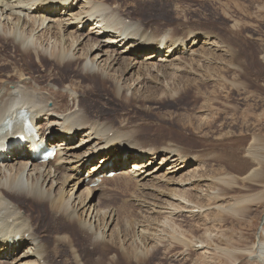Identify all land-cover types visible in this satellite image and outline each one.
<instances>
[{
  "label": "bare ground",
  "instance_id": "1",
  "mask_svg": "<svg viewBox=\"0 0 264 264\" xmlns=\"http://www.w3.org/2000/svg\"><path fill=\"white\" fill-rule=\"evenodd\" d=\"M133 16L120 0H0V43L11 48L9 55L0 53V140L13 139L29 117L38 123L40 141L63 146L49 162L31 159L29 143H18L0 159V264H55L51 243L56 253L68 245L77 264H146L159 248L167 255L178 245L184 259L201 250L204 264L215 253L230 264H264V109L239 103L222 109L234 125L232 134L217 139L221 173L176 179L192 162L204 161L198 156L204 154L174 139L147 144L138 129L101 117L84 99L97 87L123 98L193 88L206 98L230 84L247 91L249 100L253 90L245 80L253 72L246 56L260 48L231 52L210 31L150 30ZM92 17L97 20L83 31ZM101 21L106 30L97 28ZM217 53L222 57L215 60ZM259 53L264 62V51ZM17 55L26 62L15 60ZM36 65H51L49 74L59 71L62 77H49L44 87ZM229 68L235 77L227 84L216 73ZM111 171L113 177L99 180ZM110 180L117 186L108 188ZM116 193L130 194L140 215H125L129 205H116ZM22 205L62 229L46 236ZM185 211L195 221L203 213L205 221L183 230ZM74 233L97 252L91 263L82 260Z\"/></svg>",
  "mask_w": 264,
  "mask_h": 264
},
{
  "label": "rangeland",
  "instance_id": "2",
  "mask_svg": "<svg viewBox=\"0 0 264 264\" xmlns=\"http://www.w3.org/2000/svg\"><path fill=\"white\" fill-rule=\"evenodd\" d=\"M120 1L122 6L127 11L131 12L132 16L134 15V18H139V20L142 19L143 22H145L146 27H150V30H153L155 27L161 30L176 27V30H181H177V32L180 33L189 29H202L217 35L218 41L225 46V48L230 49L231 52L234 49L251 46H257L261 49V52L262 50L264 51V0ZM166 24L171 27H167ZM88 25L82 30L86 31L89 29ZM0 44V53L9 55L11 53L10 46L2 45V43ZM260 49L256 50L257 55L247 54L246 56L247 64H252L251 67L253 72L252 74L249 70L250 76L245 80V82L250 85V89L253 90V95L249 100L248 97H246L249 94L246 93L247 91L244 93L243 90H238L228 84L235 77V70L229 68L227 70H222L220 73H216L217 75L222 74L225 76V79L229 81H227L229 86L226 85V89H221L219 94L215 96H206L207 99L204 98L203 95L201 96V94L197 92V89L193 88L188 92L176 89L177 94L175 93L174 95H169L168 93H165L166 90L163 91L159 88L155 94L148 96L149 98H144L142 96L133 97L131 94L125 96L128 98H123V96L116 97L110 90L105 91L97 87L84 96V99L86 100L85 105L90 110L94 109L98 111L101 117L114 120L117 124H123L128 127L130 126L131 128H134V130L138 129L140 132L137 131L142 135V140L147 144L159 146L164 143L165 140L174 139L175 141L186 144L188 147L192 148L193 153L197 155L204 154L203 157L198 155L201 157V160L204 158V161L192 162L191 165L187 167L189 170L181 171L176 174V179L185 176L188 177L192 174H198V171H206L208 174L218 175L222 171V163H220L218 159L222 147L217 139H219L221 134H232L231 129L234 125V120L231 114H228L227 112L223 113L221 110L234 109L233 105H238V103L242 109L253 107L254 109H258L259 112L264 109V62L259 56L261 54L259 53ZM211 57L216 60V58L220 59L222 55H218L217 53ZM16 59L20 60L23 64L26 62L25 60H22L23 58L19 55H17L15 60ZM225 59H228V57H225ZM50 66L51 65H36L39 71L36 75L41 80L44 87H46V81L49 77L53 76L52 78L57 79L62 77L59 71L49 74ZM178 74L180 76L181 72ZM133 76V78H136L137 74L135 73ZM226 80L225 82L222 80V82L226 83ZM212 83L210 82L208 83L209 85H207L209 90L214 88V82ZM46 94L48 95L49 93L47 92ZM189 117L192 118V120H189ZM204 120H210V126H203L200 129L195 130L192 129V126L198 125ZM193 121L194 123L191 125ZM131 124H133V126ZM223 124L226 126H223ZM80 137L81 136L78 137L79 142L81 140ZM78 139L75 141L78 142ZM132 165L133 163L131 162L130 166L132 167ZM156 165L157 164L154 163L150 168ZM163 171H165V169ZM172 173L173 171L170 174ZM106 185L109 186L108 188L117 186L112 180L107 182ZM116 194L117 195L115 196L113 195V202L116 203V205H119L124 201L129 205L125 210L126 212H124L125 215L132 214L136 216L135 213H137V216L140 215L137 207L134 206V200H131V196H129L130 194ZM95 196L97 197L96 194L94 197ZM108 202H111V200ZM126 202L124 203L126 204ZM22 209L27 214L33 215V223L35 225L37 224L39 227L38 230L41 233H45L46 236H48L49 232L52 230L62 229L60 224L49 218L41 219L37 212L34 213L33 211H29L27 206L22 205ZM130 210L131 212H129ZM190 215V212L185 211L184 216L180 218L181 221L179 223L183 225V230L189 229L190 225L199 227L198 224L205 221L206 218L205 215L201 213L199 215L201 216L198 219L199 221H195ZM260 226L261 225H259V228ZM260 233L259 230L258 234ZM195 234L198 236L201 235L202 228H199ZM75 236V242L77 244V246L76 244L75 246L82 260L91 263L92 260L96 258L97 252L87 244L86 240L83 239L80 234L76 233ZM45 239L46 237L44 238L43 244L46 242ZM197 240L198 239H195V241ZM49 241H51V239ZM48 246H50L47 247L48 251L49 249L51 251H49V259L51 262H55V264H77L73 259V254L70 252L71 249L68 245H63L57 250V253L52 243L50 245L48 244ZM195 246L201 247V243L198 242ZM180 247L181 246L178 245V247L174 249L175 252L167 255L165 254V249L159 248L156 255H152L146 264H204L201 250L194 252L184 259L179 252L182 249V247ZM213 256L214 259L210 261L209 264H230L225 257L218 253H215ZM7 261L10 263L13 260L7 258ZM120 264L125 263L121 262Z\"/></svg>",
  "mask_w": 264,
  "mask_h": 264
}]
</instances>
